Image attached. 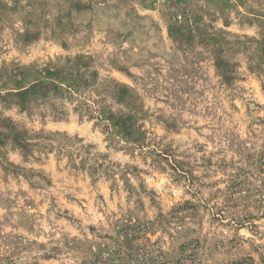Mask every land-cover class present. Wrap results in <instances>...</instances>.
Masks as SVG:
<instances>
[{
	"label": "rangeland",
	"instance_id": "obj_1",
	"mask_svg": "<svg viewBox=\"0 0 264 264\" xmlns=\"http://www.w3.org/2000/svg\"><path fill=\"white\" fill-rule=\"evenodd\" d=\"M0 264H264V0H0Z\"/></svg>",
	"mask_w": 264,
	"mask_h": 264
}]
</instances>
